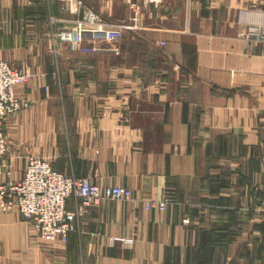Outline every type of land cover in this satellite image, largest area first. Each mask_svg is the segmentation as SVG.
Here are the masks:
<instances>
[{"label": "crops", "instance_id": "crops-1", "mask_svg": "<svg viewBox=\"0 0 264 264\" xmlns=\"http://www.w3.org/2000/svg\"><path fill=\"white\" fill-rule=\"evenodd\" d=\"M134 1L136 21L126 0H86L137 27L85 53L54 41L61 0H0V58L32 73L16 88L29 107L5 123L3 181L40 156L133 191L65 244L0 211V264H264V40L240 35L264 29V0Z\"/></svg>", "mask_w": 264, "mask_h": 264}, {"label": "built area", "instance_id": "built-area-1", "mask_svg": "<svg viewBox=\"0 0 264 264\" xmlns=\"http://www.w3.org/2000/svg\"><path fill=\"white\" fill-rule=\"evenodd\" d=\"M61 1L71 16L52 19L53 24H64L61 31L53 33L54 41L74 45L85 53L97 51L96 43H117L124 30L137 27L132 23L104 20L86 0ZM126 1L134 12L133 21H136L141 5L134 0ZM256 40H264V37ZM31 77L29 68L12 65L0 58V211H19L39 238L65 244L80 229L82 220L92 208L107 199L131 200L133 191L118 185L102 187L90 177L62 173L49 159L40 156L28 157L22 180L16 183L3 181V158L9 149L5 123L29 107V102L17 95L16 88L28 83ZM145 207L165 211L168 204L149 200ZM116 239L111 238L112 241Z\"/></svg>", "mask_w": 264, "mask_h": 264}, {"label": "rangeland", "instance_id": "rangeland-1", "mask_svg": "<svg viewBox=\"0 0 264 264\" xmlns=\"http://www.w3.org/2000/svg\"><path fill=\"white\" fill-rule=\"evenodd\" d=\"M155 1L158 2V0H155ZM127 3L129 4V2H127ZM240 35H242L243 37H251V38H254V39H256V38H263L264 37V29L263 30H259V29H257L256 26H252L249 29H243V30H241ZM79 177H83V176H79ZM87 177H89V176H87Z\"/></svg>", "mask_w": 264, "mask_h": 264}]
</instances>
